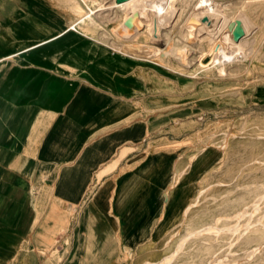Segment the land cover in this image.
Here are the masks:
<instances>
[{
  "label": "crops",
  "instance_id": "0c3cea01",
  "mask_svg": "<svg viewBox=\"0 0 264 264\" xmlns=\"http://www.w3.org/2000/svg\"><path fill=\"white\" fill-rule=\"evenodd\" d=\"M7 3L0 0V264H18L19 254L26 248L21 264H52L42 253L51 246V239L61 242L66 214H81L77 237L71 241L70 264H119L123 254L163 237L188 190L178 189L166 204L173 149L142 156L140 145L97 181L98 171L118 156L123 145L141 144L142 124L134 122L101 133L130 116L118 119L115 105L104 110L105 104L98 111L102 99L92 86L134 95L139 93L141 80L166 89H184L191 84L168 86L162 74L151 69V63L115 50L120 49L119 41L125 36L111 32L117 46L100 28L55 38L74 17H65L41 0H23L21 8ZM151 34L148 32L144 43L125 46L138 52H143L142 48L157 50L162 54L160 60L168 58L162 48L150 44ZM46 40L49 44L41 45ZM16 53L20 58H14ZM102 59L104 62L98 63ZM43 72L68 75L84 86L72 101L64 96L67 88L54 89L57 98L47 102L49 109L30 115V110L19 104L35 102ZM95 88L111 97L107 103L136 105L131 101L136 95L126 97ZM43 104L46 106V98ZM15 107H19L16 113ZM148 123L153 125L150 120ZM128 164L132 166L122 171ZM59 255L57 263L62 264Z\"/></svg>",
  "mask_w": 264,
  "mask_h": 264
},
{
  "label": "rangeland",
  "instance_id": "374dc122",
  "mask_svg": "<svg viewBox=\"0 0 264 264\" xmlns=\"http://www.w3.org/2000/svg\"><path fill=\"white\" fill-rule=\"evenodd\" d=\"M22 1L5 0L17 8H21ZM221 3L225 8L219 12L217 28L203 31L205 35L200 47L186 49L190 58L199 55L190 68H184L172 57L160 60L162 54L157 50L145 51L143 48V52H138L125 46V43L147 41L148 31L141 27L134 34L123 37L119 41L120 49H115L142 63H151V69L162 74L166 85L183 87L184 82L189 81L188 88L166 89L149 80H141L139 93L131 98L135 101L134 107L122 101L107 103L111 97L95 87L126 97L134 95L124 93L122 89L113 91L97 84L92 86L102 99L98 111L105 104L104 110L115 105L118 119L130 116L101 133L134 122L142 124L141 144L123 145L118 156L98 171L97 181L114 171L121 159L140 145L144 150L142 156L153 150L173 149V158L168 165L172 175L165 188L166 204L178 189L188 190L177 217L166 228L163 237L158 242L150 240L142 244L133 253L123 254L118 259L119 264H221L229 250L232 259L240 257V260L246 248L256 249V254L245 264H264V220L257 223L260 212L264 214V0H222ZM55 9L67 18L75 16L65 6ZM103 15L117 18V13L112 11ZM236 19L243 22L246 34L234 44L231 43L234 28L230 30L229 27ZM150 39L165 46L163 36ZM102 62L103 59L98 63ZM39 79L40 93L35 96V102L19 104L30 110V115L49 109L47 102L52 103L57 98L53 95L54 89L60 92L67 88L64 96L72 101L84 86L63 74L51 76L43 72ZM19 107H15L14 112ZM149 120L157 125L153 128ZM131 166L128 164L122 171ZM256 196L262 197L260 212L251 211L253 218L246 215V218L236 219L242 206ZM76 205L73 204L74 209ZM80 219L81 214L63 215L61 242L51 239V246L42 253L52 264H58L60 253L62 264H70L71 241L77 237ZM236 227H239L238 231ZM241 230L245 233L244 239L236 236ZM209 234L214 236L207 241ZM197 236L201 238L195 239ZM201 244L211 246V251L203 252ZM53 245H56V251ZM26 253L27 248L20 252L18 264ZM214 255L216 262L212 261Z\"/></svg>",
  "mask_w": 264,
  "mask_h": 264
},
{
  "label": "bare ground",
  "instance_id": "6f19581e",
  "mask_svg": "<svg viewBox=\"0 0 264 264\" xmlns=\"http://www.w3.org/2000/svg\"><path fill=\"white\" fill-rule=\"evenodd\" d=\"M41 1H43L44 3L54 8L65 6L66 8L70 10V12H72L75 15L74 18H72V20L69 22L67 27L63 31L58 32L56 34L55 38L69 37L76 30L77 31L81 29L91 30L95 28H100L105 33L107 32L108 34L107 36H110V39L108 41H110V43L113 46H117L116 39L111 37L112 30L116 32L117 36H130L134 34L135 32H137L138 28L141 27L142 29L152 33L150 38L152 36L157 37V38L160 36H163L165 40L164 47L159 46L157 43L153 42L151 39L149 40L150 44L162 48L161 51L164 53L165 56H168V57L174 56L175 59H177L178 61L181 60V63L186 66L187 65L190 66L193 63V61L199 56V55H195L193 58H190L186 49H195L201 44V42L203 41V34L205 35L203 31L206 29L208 30V29L215 28L219 20V12L224 7L223 3H221L222 0H124V1L112 0L111 2H108V3L104 2L105 0H41ZM106 11L116 12L117 18L110 19V18L105 17V15L103 14ZM205 17H208L212 23L209 24L208 22L203 21ZM225 18L226 16L224 17V19ZM239 23L243 25V22L241 20H237L230 25L229 29L232 30L234 26ZM189 40H193V41L189 42ZM48 41L50 40H46L42 42L41 45L43 46L47 45L46 43H48ZM232 42L234 44L238 43V41H236L234 37H232L231 39V43ZM52 44L54 43H51V45ZM62 48L64 47L62 46ZM233 50L235 51V49ZM13 56L14 58H20L19 53H16ZM245 193H248V192H245ZM259 196H256L254 199H252L250 203L243 205L241 209V213L239 214V216H237L236 219L241 220L242 218H246L245 217L246 215L253 218L254 213L252 212L253 213L252 214L251 211L258 210V212H260L261 208H259V204H260L259 202L262 199V197H259ZM242 201L243 202L245 201V197H243ZM263 220H264V214L260 212V214L257 216V223H262ZM236 229L238 231L239 227H236ZM228 230L229 229H227L226 231L228 232ZM212 236L214 235L211 234L207 238V241L209 239L211 240ZM236 236L242 239H244L243 237H246L243 231L239 232V234L238 232H236ZM196 238H201V237L197 236L195 237V239ZM202 239H205L204 236H202ZM246 242L248 243V240ZM224 246L228 247V244H225ZM200 247L202 251L205 253L206 252L208 253L209 251H211L209 248L212 249V247L207 244H201ZM243 251H244L243 258L241 259L242 260L245 259L243 262L244 264H245V261H248V259H250V256H253V254H256V249L253 250V249L246 248ZM210 254L212 255L213 252ZM215 257L216 255H214L212 261H215ZM239 258L232 259L231 251L229 250L223 256L222 258L223 262H221V264H237V261H239V263L241 264L242 262H240L241 259L239 260ZM208 259L209 257L207 258V260Z\"/></svg>",
  "mask_w": 264,
  "mask_h": 264
},
{
  "label": "water",
  "instance_id": "95a60500",
  "mask_svg": "<svg viewBox=\"0 0 264 264\" xmlns=\"http://www.w3.org/2000/svg\"><path fill=\"white\" fill-rule=\"evenodd\" d=\"M118 1H124V0H118ZM203 21L205 22H208L209 24H211V20L208 18V17H205L203 19ZM246 32H245V28L244 26L239 23V24H236L234 26V29H233V36H234V39L236 41H239L243 36H245ZM193 40H189V42H192Z\"/></svg>",
  "mask_w": 264,
  "mask_h": 264
}]
</instances>
